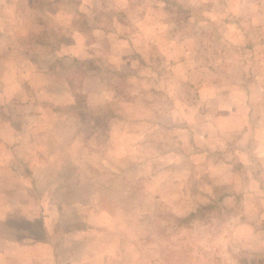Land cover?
<instances>
[{
  "label": "rangeland",
  "instance_id": "1",
  "mask_svg": "<svg viewBox=\"0 0 264 264\" xmlns=\"http://www.w3.org/2000/svg\"><path fill=\"white\" fill-rule=\"evenodd\" d=\"M263 50L264 0H0V221L47 230L0 264H264Z\"/></svg>",
  "mask_w": 264,
  "mask_h": 264
},
{
  "label": "crops",
  "instance_id": "2",
  "mask_svg": "<svg viewBox=\"0 0 264 264\" xmlns=\"http://www.w3.org/2000/svg\"><path fill=\"white\" fill-rule=\"evenodd\" d=\"M249 41L254 42V40L252 39H250ZM246 46L251 48L253 45L252 43H248ZM263 54H264V50H263ZM259 58L263 59V56H257L258 60ZM256 64H257L256 70L252 68L248 71L247 69L245 73L246 76L251 77V80H250V83L247 85L246 90L244 91L245 98L247 99L244 105L246 109L250 107L251 110H249L250 115L248 117L240 120V123H241L240 126H241V130H244V128H246L245 133L247 132L250 138L253 137L254 139L264 140V136H263L264 135V107L262 106L264 104V59L262 62H257ZM251 65H254V62L249 65V68H251ZM0 203H3V201L0 200ZM34 219H41V217H36L33 219H27V220L33 221ZM1 222L2 221H0V225H1ZM43 227L46 228L44 221H43ZM44 232L47 234L46 229L44 230ZM45 242L47 243V241L43 239V241L41 240L34 244H30L28 246L36 247V249L37 248L41 249V251L43 252V249H44L43 247L45 245ZM8 245H10V247L12 246V247L21 248L22 247L21 245L23 244H20L17 241H12V242H8ZM44 253L45 255H41L39 258H37L38 260L40 258H43V260H41L42 264L50 260V257H48L49 249H47Z\"/></svg>",
  "mask_w": 264,
  "mask_h": 264
},
{
  "label": "trees",
  "instance_id": "3",
  "mask_svg": "<svg viewBox=\"0 0 264 264\" xmlns=\"http://www.w3.org/2000/svg\"><path fill=\"white\" fill-rule=\"evenodd\" d=\"M17 220L18 219H14L12 217H8L6 218L2 223L3 226H13L14 227V231L15 234H9V233H2L0 234V237H5L9 240H19V236L20 233H18V230H24V231H28L32 228H34L35 226L39 229V231L41 232V237L44 238L43 236H45L44 234V230L45 228L43 227V221L40 219H34L33 221L30 220H25V219H20L18 221H20V224L18 226H16L15 224H17ZM45 239V238H44ZM42 240V239H41Z\"/></svg>",
  "mask_w": 264,
  "mask_h": 264
}]
</instances>
